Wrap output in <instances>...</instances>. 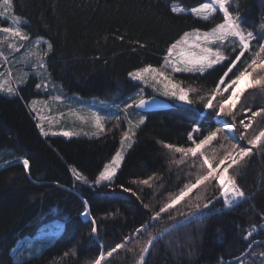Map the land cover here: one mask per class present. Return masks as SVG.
<instances>
[{
    "label": "trees",
    "instance_id": "obj_1",
    "mask_svg": "<svg viewBox=\"0 0 264 264\" xmlns=\"http://www.w3.org/2000/svg\"><path fill=\"white\" fill-rule=\"evenodd\" d=\"M206 2L210 0H13V7L14 13L28 22L23 30L31 35L30 41L42 37L52 43V51L45 57L46 72L52 81L60 83L64 95L119 102L143 87L131 80L130 72L146 65H163L167 47L184 32L209 30L222 22L219 11L208 21L192 15V7ZM175 4L185 11L173 13ZM229 8L234 13L239 11L245 26L254 31L264 24V0H230ZM230 61L226 59L203 75L176 74L183 87L196 89L190 93L194 101L191 106L160 94H145L144 98L163 97L169 105L140 111L145 122L138 128L111 188L76 181L69 166L88 180L95 179L126 131L121 112L119 121L116 117L98 137L44 136L30 107L33 98L50 94L35 87L39 76L31 74L15 96L0 93V264H92L101 245L107 252L127 236L134 239L105 264H137L149 236L161 233L163 237L151 247L145 264H224L241 254L244 256L226 264H264V243L258 240L264 237V149L253 148L249 156L238 159L229 169L246 197L237 206L224 208L221 198L205 210L204 218H193L180 226L185 215L195 211L190 205L197 202V196L203 197L201 207L219 197L215 184L200 186L175 209L149 224L146 231L136 234L169 196L195 179L196 168L174 164L173 153L161 142L190 146L187 136L198 119L204 121L200 125L204 131L220 126L199 97L211 93ZM248 108H264V88H249L242 94L233 110L238 125L251 116L245 111ZM262 120L264 113L253 121L249 137L264 128ZM239 143L248 146L246 140ZM214 144L219 146V142ZM175 157L179 159V154ZM23 158L30 161L28 172L19 162ZM151 176L155 177L150 181L152 187L133 183ZM120 185L136 195L124 192ZM85 201L90 212L87 220L81 215ZM92 218L96 220V235L91 233ZM54 219L63 222L64 231L53 243L34 258L15 261L11 250L18 240L35 235Z\"/></svg>",
    "mask_w": 264,
    "mask_h": 264
},
{
    "label": "snow or ice",
    "instance_id": "obj_2",
    "mask_svg": "<svg viewBox=\"0 0 264 264\" xmlns=\"http://www.w3.org/2000/svg\"><path fill=\"white\" fill-rule=\"evenodd\" d=\"M229 4L230 0H210V2L200 3L198 7H192L190 9L192 15L204 21L212 19L214 14L219 11L222 13V22L216 23L214 27H211L207 31L193 29L190 32H184L179 39L175 40L167 47L161 67L158 68L152 65H146L129 73L131 80L140 81L150 86L163 97L174 99L186 105H192L194 101L190 99V93H195L196 89L183 87L181 83L176 82L174 74L199 73L203 75L206 71L213 69L215 65L222 64L227 59L225 49L231 48L232 52H235L237 48L239 49V54L235 56L234 60L230 61L227 71L224 73V76L220 78V82L216 87L207 97H199L201 101H205L203 105L204 109L212 110L210 115L213 117V122L215 123V121L219 119L220 126L210 127L208 130L204 131L200 127L204 121L198 119L195 122L196 126L192 128L187 136L190 146H177L171 143L161 142L165 149L173 153L172 162L174 164L179 166L187 163L189 167L196 168L195 179L183 184L175 195L169 196L159 208V211L151 215L149 222L142 225L141 228L136 229V234L141 233V231H146L149 224L158 221L162 217V214L175 209L177 205L184 201L186 197H189L194 190L199 189L200 186L207 188L215 184L219 191V197L214 200H209L201 207L199 201L203 199V197L197 196V202L190 205L195 211L188 212L185 215V219L179 222L180 226L191 223L193 218H204L205 210L214 207V204L219 202L221 198L224 208L235 207L246 198L245 193L238 186L234 177L229 175V169L237 163L238 159L249 156L253 148L264 149V128L253 133L251 137L247 135L248 130L253 126L255 118L264 113V108L257 111H251L250 108L245 109V111L251 112V116L248 119V123H245L244 120L241 119L239 125L236 122V116L233 114V110L236 108L242 94L247 89L256 87L264 88V42H261L264 41V24H261L259 30L255 31L246 27L243 15L239 11L235 13L230 11ZM171 11L173 13H180L185 11V9L173 6L171 7ZM9 14H13L11 16V25L0 26V62H3L5 65L9 63V56H6L3 51V45L6 42L7 48L14 54L25 47L24 42L32 40L31 35L23 30L24 25L28 22L26 20L22 21L20 16L14 14L13 0H0V18H7ZM9 40L11 42H8ZM42 40V37L36 38L33 41V46L39 48ZM253 41H256V44H253ZM46 43V51H37L33 53L30 49L26 53V57L29 59L33 58V56L35 57V63L32 65L34 70L32 74L40 77H42L43 74L39 69L46 70V61L44 58L53 48L52 43ZM141 47H143V45H141ZM245 53H250V59L245 62V66L242 70L234 74V77L229 79L227 84H225V77L233 72V68ZM13 62L15 63L14 60ZM30 75L27 77L20 76L14 78L11 67L8 68L7 72L0 71V93H7L8 96L17 95L20 85L25 84L27 79L30 78ZM4 77L7 78L5 79ZM245 78L248 79V83H246L243 88H240V82ZM14 83L16 85L15 87L13 86ZM221 85H224L223 89ZM35 87L41 89L42 84L36 83ZM53 87H55V85H53ZM43 88L47 91L48 84L44 83ZM229 89H231V93L225 97L224 93L228 92ZM51 99L53 101H60L61 95H56L51 97ZM154 100L155 97H152V101ZM214 101L216 102L215 104ZM149 103L150 101L144 98L143 89H140L134 97H129L128 100L124 101L122 110L125 113L128 128L122 134L120 150L116 151L111 157V160L103 165L102 170L98 172V175H96L95 179L91 182L78 171L76 167L69 166L70 172L76 181L82 184H91L93 187L103 186L111 188L113 186L114 178L117 176L118 169L121 167V163L124 159V150L132 146L130 141H132V137L135 135L133 128H138L145 122V116L141 115L138 122L133 124L132 120L128 119V110H143ZM36 104V100L31 101V111L36 113L40 121H44L45 117L37 110L35 107ZM197 111L199 112V110ZM91 117L93 127L96 129L93 135L98 137L105 132L106 118L97 112H91ZM227 117L231 119H227ZM79 118L82 121L85 120L83 116ZM117 121H119V117H117ZM49 123H51V121H49ZM261 123H264V120H262ZM36 126L40 128L42 135H49V133L45 131L42 123H38ZM237 132L240 133L238 137L236 135ZM51 134L72 137L79 133L61 131L59 133L52 132ZM85 135H87V133H85ZM245 140L248 146H241L239 142ZM214 142H219V146L217 147ZM225 142L227 143L225 144ZM175 154H179V159H176ZM226 161H230V163L226 164ZM19 162L22 163L23 168L28 172L30 169L29 159L23 158ZM189 174L191 175L192 173ZM154 178V176H151L147 179L133 181V183L152 187L150 181ZM120 188L124 192H131L132 195H136L130 188H126L123 185H120ZM137 198L139 199V197ZM84 204L85 211L82 212L81 215L87 220L90 216V212L88 211L87 201H85ZM143 207L148 209L149 205L144 204ZM90 223L92 225L91 233L96 235V220L92 218ZM255 231L256 229H252V233H255ZM162 237L163 233L156 236H149L148 240L140 249L137 264H145L146 256L151 247ZM245 238L247 239V237ZM132 239H134V236L125 237L123 243L116 244L114 248L107 252L103 250V245H101V250L92 261V264H105L107 258L112 257L118 249L124 248L128 241ZM128 250L132 251V249ZM13 251H15V249H13ZM34 255L35 253L31 254L29 259L34 258ZM67 255L68 253H65V256ZM25 264H27V262H25Z\"/></svg>",
    "mask_w": 264,
    "mask_h": 264
},
{
    "label": "rangeland",
    "instance_id": "obj_3",
    "mask_svg": "<svg viewBox=\"0 0 264 264\" xmlns=\"http://www.w3.org/2000/svg\"><path fill=\"white\" fill-rule=\"evenodd\" d=\"M175 5L177 6V4ZM12 15L13 14H9L7 18H0V26H10ZM21 20L24 21L25 19L21 17ZM201 31H207V30H201ZM33 41L24 42L25 47L21 48L19 52L14 53V54H12L10 50L7 48V42H6L3 45V51L6 56H9V63L5 65L3 64V62H0V71L7 72L8 68L11 67V71H12L14 78L20 77V76L27 77L30 74H32L34 71L32 68V65L35 63V57L33 56V58L29 59L26 57V53L30 49L32 50L33 53L37 51L43 52L47 50V43H46L47 41L44 38L39 48H35L33 46ZM8 42H11V41L9 40ZM253 44H256V43L254 42ZM238 54H239L238 48L235 52H232L231 48L225 49V55L227 59L229 58L230 60H234L235 56ZM249 59H250V53H245V55L241 57V60L237 62L236 66L233 68V72L229 73L228 76L225 78V84H227L229 79L234 77V74H236L239 70H242V68L245 66V62L248 61ZM13 60L15 61V63L13 62ZM161 66H154V67L159 68ZM39 71L43 74L42 77L39 76L40 78L39 83L42 84V88H43V84L47 83L48 84L47 90L50 91V94L48 97L40 96V97L33 98L32 100L37 101V104L35 105V107L40 112V114L45 117L44 121H40L39 118L36 116L37 123H42L45 131H47L50 135H52L51 134L52 132L59 133L61 131H72V132L79 133L78 135H75V137L76 136L77 137H87V138L97 137L96 135H93L96 129L93 127V124H92L91 112H97L106 118V121H105V130H106L107 126L111 122H113L116 119V117L119 115L118 114L119 112H121V115L124 116V119H125V113L122 110L124 101L128 100L129 97H134L140 89L144 90V97L146 96L145 94L147 92L159 94L158 92L154 91L150 86H147L141 82L143 87L139 88L138 90L128 95L127 97H125L123 100L119 102H112V101H108V100L97 98V97L84 98L78 94L64 95L61 92L62 87L60 83L52 81L48 77L45 69H39ZM176 74H174V79L176 80V82L181 83L180 81H178ZM4 78L6 79L7 77H4ZM246 83H248V79L247 78L242 79L239 87L243 88ZM53 85H55V87H53ZM13 86L14 87L16 86L15 83L13 84ZM223 87L224 85H221L222 89ZM43 90L45 89L43 88ZM230 93H231V89H229L228 92H225L224 94L228 96ZM4 94H7V93H4ZM56 95H61L60 101H53L51 99V97H54ZM160 98H163V97H160ZM172 100L177 104H181L184 106H191V105H186L182 102L175 101L174 99ZM30 107L32 108L31 102H30ZM55 107H63L65 109L63 111H59V110L56 111ZM141 115H144V114L138 110H134V109L128 110V119H131L133 124L138 122ZM81 116L85 117L84 121H82L79 118ZM248 119L249 117L244 122L248 123ZM49 121H51V123H49ZM217 123L219 124V119H217ZM125 124H126V130H127L128 128L127 119H125ZM138 128L136 127L133 128L135 135L132 137V141H130L132 144L134 143L136 139V133H137ZM85 133H87V135H85ZM66 138H70V137H66ZM120 148H121V145H119L117 151L120 150ZM129 149L130 148H125L124 158ZM1 153L2 152H0V155ZM89 181L91 182L92 180H89ZM88 185H91V184H88ZM63 231H64L63 222L61 220L54 219V220H50L46 222L45 224H43V226L40 228V230L35 235H27V236L20 238L18 242L16 243V245L11 250V253L14 256L15 261L19 262V261L25 260L29 258L30 255L33 253H35V255L39 254L45 247L52 244L53 241ZM13 249H15V251H13Z\"/></svg>",
    "mask_w": 264,
    "mask_h": 264
},
{
    "label": "water",
    "instance_id": "obj_4",
    "mask_svg": "<svg viewBox=\"0 0 264 264\" xmlns=\"http://www.w3.org/2000/svg\"><path fill=\"white\" fill-rule=\"evenodd\" d=\"M155 97V100L154 101H152V97H150V98H145L146 100H149L150 101V103L148 104V106L145 108V109H143V110H139V111H142V112H149V111H152V110H158V109H162V108H165V107H167L168 105H169V102L167 101V100H165V99H163V98H160V97H158V96H154ZM220 124V123H219ZM263 224V223H262ZM252 244L253 243H251L250 245H249V247H248V249L246 250V252H248L249 250H250V246H252ZM242 256H244V254H241L240 256H238V257H235V258H233V259H230V260H228V261H233V260H236V259H238L239 257H242ZM228 261H226V263L228 262ZM226 263H224V264H226Z\"/></svg>",
    "mask_w": 264,
    "mask_h": 264
},
{
    "label": "crops",
    "instance_id": "obj_5",
    "mask_svg": "<svg viewBox=\"0 0 264 264\" xmlns=\"http://www.w3.org/2000/svg\"><path fill=\"white\" fill-rule=\"evenodd\" d=\"M64 109H65V108H63V107H55V110H56V111H58V110H59V111H63Z\"/></svg>",
    "mask_w": 264,
    "mask_h": 264
},
{
    "label": "flooded vegetation",
    "instance_id": "obj_6",
    "mask_svg": "<svg viewBox=\"0 0 264 264\" xmlns=\"http://www.w3.org/2000/svg\"><path fill=\"white\" fill-rule=\"evenodd\" d=\"M257 235H259V233L257 234ZM263 235H264V233H263ZM259 240V243H264V237L262 238V239H258Z\"/></svg>",
    "mask_w": 264,
    "mask_h": 264
}]
</instances>
